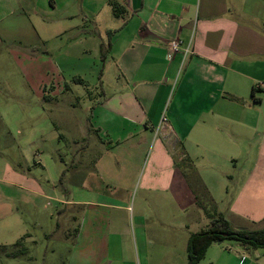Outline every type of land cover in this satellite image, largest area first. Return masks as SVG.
I'll return each instance as SVG.
<instances>
[{
  "label": "crops",
  "instance_id": "obj_1",
  "mask_svg": "<svg viewBox=\"0 0 264 264\" xmlns=\"http://www.w3.org/2000/svg\"><path fill=\"white\" fill-rule=\"evenodd\" d=\"M111 1L125 12L114 16ZM67 37L77 51L105 46L99 96L86 117L91 137L72 140L69 179L85 193L66 200L78 210L65 237L68 264H187L189 235L209 225L184 175L188 163L232 228H264V0H0V90L16 85L13 95L26 102L31 94L53 99L61 87L40 84V65L53 66L52 44ZM173 39L180 46L170 53ZM18 116L2 124L21 142L12 148L24 164L2 157L5 149L16 155L0 134V241L7 245L30 238L21 204L46 211L50 201L62 202L45 185L57 181L51 159L41 158L60 149L59 124L45 132ZM46 136L52 150L42 147ZM239 163L245 177L230 194ZM200 264H264V248L216 242Z\"/></svg>",
  "mask_w": 264,
  "mask_h": 264
},
{
  "label": "rangeland",
  "instance_id": "obj_2",
  "mask_svg": "<svg viewBox=\"0 0 264 264\" xmlns=\"http://www.w3.org/2000/svg\"><path fill=\"white\" fill-rule=\"evenodd\" d=\"M94 31L96 32L95 34L99 33L101 35L102 31L100 29H95ZM108 35L107 32L102 35L105 38V42ZM68 39L69 37L66 40L61 39L53 42V53H51V63L53 66L49 62H46L43 66L40 65V69L42 70L44 67L46 74L44 75L46 78L39 79L40 84L54 82L57 85V89L61 87L55 94H52L53 96L55 95L53 99L50 100L47 96L44 98L42 94L41 99H37L31 94L29 96L30 99L26 102L13 95L14 93L18 94L15 84H13L15 85L13 88L10 87L7 89L3 87L0 90V134H6L8 138V140L3 138L8 142V145H5L4 142L2 144L4 146H10L13 151L11 154L16 155V158L9 157L11 155L6 153V149L4 148L5 151L2 157H5V160H9L11 163H25L21 157L19 148H12L17 146V144H21V142L12 141L10 136L5 133L6 128L2 124V119L10 120L12 116L19 115L17 118L19 124L23 122L25 125L27 123L33 124L34 126L39 125L45 132L50 131L49 123L54 121L59 124L60 133L65 136L59 143V145L61 144L60 149L52 151L51 157L44 158L41 156L49 164V158L51 159L52 164L48 166V172L51 176L57 178L54 184L49 185L46 182L45 185L47 189L53 190L57 199L62 202L50 201L45 206L46 211L21 204L19 207V215L22 217L25 226H27L26 230L30 238H27L28 235H23L24 239L22 243L14 247L11 246L12 244L7 245L2 243L3 241H0V264H68L69 262L70 243L65 237L68 238L71 236L72 229L75 226L70 222V215L77 214L78 210L68 205L66 200L77 198L85 193V190L74 189L69 179L72 176L71 159L72 151L75 147L72 140L78 138L80 140L78 145H82L91 137L86 126V117L91 102L99 96L95 85L97 84L99 70L103 63L102 51L105 46L103 49L100 46L101 48L98 51L97 46L95 47L87 43V51H77L75 48L70 49L69 46L66 47V41ZM48 72L49 74H47ZM78 78L83 79V83H81L82 80L78 82L76 80ZM9 85H12V81ZM16 138L20 140V136ZM47 138L46 136L45 140L41 141L43 144L42 147H45L46 150L51 149L52 145L50 144L49 138ZM85 153L87 154V152ZM12 160L15 162H12ZM35 160H37L36 157ZM30 164L31 170L34 173L39 172L41 169L38 162L34 163V161H31ZM243 170L244 167H242L241 163L237 165V168L231 169L230 173L232 178L229 180L230 194L234 192L236 184L245 177V174L242 172ZM61 174L63 176L59 180ZM136 188L134 186L132 189L126 191L127 196L131 199L136 195ZM210 203L208 202L206 206H208L209 210H212ZM68 228L70 230H67ZM225 241L234 242L232 240ZM4 244L7 248H3Z\"/></svg>",
  "mask_w": 264,
  "mask_h": 264
},
{
  "label": "trees",
  "instance_id": "obj_3",
  "mask_svg": "<svg viewBox=\"0 0 264 264\" xmlns=\"http://www.w3.org/2000/svg\"><path fill=\"white\" fill-rule=\"evenodd\" d=\"M110 4L114 16H120L125 12V8L117 1H111ZM76 80L78 82L81 81L80 78ZM256 92L257 89L253 87L251 97L254 102H259L260 97L256 96ZM186 167H188L190 171L187 175L186 172H184V175L187 177L189 175L192 178L190 185L197 199V203L205 210L209 218V225L206 228L193 232L188 237L186 246L187 264H200L206 250L211 244L225 240H233L249 248H264V228L254 230L247 228H232L221 212H218L216 209H208L206 205L208 202H211L208 191L197 174L193 171L191 163H188ZM21 243L22 237L11 246L14 247ZM3 248H7V246L4 245Z\"/></svg>",
  "mask_w": 264,
  "mask_h": 264
},
{
  "label": "built area",
  "instance_id": "obj_4",
  "mask_svg": "<svg viewBox=\"0 0 264 264\" xmlns=\"http://www.w3.org/2000/svg\"><path fill=\"white\" fill-rule=\"evenodd\" d=\"M167 45H168V49H169L170 53H173L179 48L180 41H179V39H173V40L169 41L167 43ZM161 121L164 123L166 121V118L163 117Z\"/></svg>",
  "mask_w": 264,
  "mask_h": 264
}]
</instances>
